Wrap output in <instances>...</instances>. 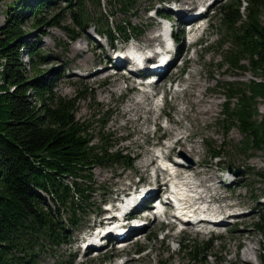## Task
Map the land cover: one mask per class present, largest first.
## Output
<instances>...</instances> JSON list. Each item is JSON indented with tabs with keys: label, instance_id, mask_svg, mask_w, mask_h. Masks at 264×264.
<instances>
[{
	"label": "rangeland",
	"instance_id": "1",
	"mask_svg": "<svg viewBox=\"0 0 264 264\" xmlns=\"http://www.w3.org/2000/svg\"><path fill=\"white\" fill-rule=\"evenodd\" d=\"M16 1L4 0L0 4V27L7 20L9 5ZM228 1L231 0H137L128 16L119 13L118 6L109 5V0H101L97 9L87 4L92 14L98 11L106 15L115 13L113 24L126 21L131 25L133 30L129 36L132 39L125 44L119 37L113 43L106 41L103 36L99 37L93 24L87 25L85 29L76 27L68 11L62 10L64 3L59 0H54L39 15V18L45 20L53 19L60 25L59 28H34L32 15H27L21 21V29L26 34L23 41L34 42L46 56L39 69L44 72L43 79L53 86V93L76 100L75 118L88 126V134L92 135L93 143L97 144L100 136L110 137L111 149L119 150L131 163L130 168L122 165L93 169L96 191L91 200V210L83 216L85 219L82 225L70 240L71 247L68 244L57 248L44 246V252L35 264H63L70 259L74 264H100L105 256L108 260L104 264H187L182 245L188 242L200 243L210 238L215 240L209 252L212 257L200 264H259L258 256L264 247V236L254 225L259 216L264 215V182L254 173L264 169V155L256 151L243 157L231 150L241 136L236 129L225 133L222 128L221 110L225 100L223 92L217 87L226 82L247 83L252 78L249 72L223 65L219 46L224 38L220 25L214 20V11ZM240 1L245 5V0ZM178 7L190 13L200 8L207 11L203 14V21L190 23L193 25L188 33L190 29L178 23L184 16L175 11ZM157 10L170 16L168 20L174 23L173 30L168 28L166 21L154 18ZM165 27L173 38L180 34L184 37L182 42H174L178 57L170 70V76L163 79L159 89L139 87L127 70L115 69L107 60L115 59L118 53H126L131 47L150 50L165 46L160 37ZM71 30L75 36L69 33ZM193 38L198 43L191 48L188 44ZM152 40V43L148 42ZM77 46L81 48L80 53L77 52ZM22 57L23 63L27 64L24 53ZM169 81L175 85L171 87ZM137 88L147 92L140 93ZM145 94L147 99L144 101L142 98ZM258 111H264L261 103ZM145 115L149 120L147 122ZM182 138L187 139L182 140L186 145L181 142L179 144L182 151L187 153L188 165L201 163V166L193 165L194 170L179 168L180 172L185 174L184 178L192 173L198 174L195 181L198 184L208 176L205 181L211 182L210 187L225 198L212 208L218 205L224 207L221 214H231L227 224L203 229L185 225L178 227L173 223L174 211H169L165 216H157L155 222L150 213H147L148 216L135 214L133 219L127 221L141 225L142 228L120 241V248L110 245V242L104 245L102 241L103 247L94 254L85 255L87 251H84V245L92 233H101L111 225L107 218L118 213L121 207L119 200L124 199L122 194L128 198L139 195L145 187H157L152 174L146 171L152 169L148 162L149 157L150 160L153 158L151 154L161 148L168 153V157L175 159L181 152L176 142ZM207 144L222 145L221 159L210 158ZM154 147L159 148L155 150ZM184 167H187L186 164ZM237 170L241 174L236 177L233 173ZM163 176L165 174L160 178ZM224 177L230 178L222 182ZM207 182L202 183L203 187L208 185ZM159 183L162 187L161 180ZM258 198L261 199L257 201ZM110 204L115 210L107 214L104 210ZM229 205L235 207L225 208ZM235 212L243 213L244 217H234ZM118 229L114 233L121 235L128 230L126 227L124 230Z\"/></svg>",
	"mask_w": 264,
	"mask_h": 264
},
{
	"label": "trees",
	"instance_id": "2",
	"mask_svg": "<svg viewBox=\"0 0 264 264\" xmlns=\"http://www.w3.org/2000/svg\"><path fill=\"white\" fill-rule=\"evenodd\" d=\"M53 1L17 0L9 5L7 20L0 27V264H35L44 246L69 245L91 210L96 191L93 169L131 167L126 155L111 149L110 137L100 136L93 143L88 126L75 118L76 100L56 95L43 79L39 66L46 59L44 53L34 42L23 41L26 34L20 23L27 15H32L34 28L60 27L53 19L39 18ZM59 1L76 27L93 24L96 34L110 43L118 37L123 44L132 39L128 22L113 24L115 13L89 12L86 5L97 9L101 0ZM136 2L109 0V5L118 6L119 13L128 16ZM156 12L169 18L164 11ZM214 13L223 32L219 46L223 65L252 76L247 83L217 85L225 100L222 128L225 133L239 132L241 139L231 149L235 154L248 157L258 151L264 155V111H258L260 103L264 107V0H245V5L231 0ZM69 33L74 35L73 30ZM175 38L182 42L181 34ZM23 53L27 64L22 61ZM207 147L212 160L221 159L222 145ZM254 175L264 182V169ZM254 226L264 236V215ZM214 241L182 245L187 264L212 257ZM107 260L105 256L100 264ZM258 260L264 264V247ZM63 264L74 263L70 259Z\"/></svg>",
	"mask_w": 264,
	"mask_h": 264
},
{
	"label": "bare ground",
	"instance_id": "3",
	"mask_svg": "<svg viewBox=\"0 0 264 264\" xmlns=\"http://www.w3.org/2000/svg\"><path fill=\"white\" fill-rule=\"evenodd\" d=\"M212 1V0H211ZM214 4V3H213ZM175 11L176 12H178L179 13V15H184L183 16V18H182V21H184V20H187L188 18H191L190 20L191 21H195L196 19H198V18H200V17H202L203 16V14H205V12H206V9H204V8H200L198 11H196V12H193V13H190V12H188L187 11V9H185V8H175ZM193 18V19H192ZM189 20V19H188ZM165 31H164V36L166 35V33L168 32V29L167 28H165L164 29ZM148 42H153V40L152 41H148ZM132 49H134V50H136L137 52H139V53H137V54H141L142 56H144L145 55V53H144V51H141L140 49H137L136 47H132ZM80 51H81V48H80V46L78 47L77 46V52L78 53H80ZM149 52H148V57H143L141 60H140V64L142 65L140 68H136L131 62H133L134 64H136L134 61H133V59H131L129 56L127 57V53L125 54V55H122L121 57H119V58H115V59H113V58H107V60H109V63H111L112 64V66L113 67H115V68H117V69H119V68H124V69H131L132 70V73H129V74H131V76H141V75H145V74H148L149 72H150V70H151V67L153 68V72L151 73L152 74V76L153 77H155V79H156V81L153 83V85H152V87H153V89L154 90H157V89H159L160 87H162V85H161V82L163 81V79L165 78V77H167V76H170V70H171V68H172V66L174 65V62H175V59L178 57V50H177V47H175V46H172V47H169V46H163V47H158V48H151L150 50H148ZM169 52H172V54H174V55H170L171 53H169ZM161 54V55H160ZM180 55V54H179ZM144 60H146V61H144ZM131 61V62H130ZM160 61H162L161 63H160ZM177 62V61H176ZM160 66V67H158V68H156V66ZM97 73V72H96ZM129 76V75H128ZM164 87V86H163ZM145 98L147 99V97H146V94H145V96H143V98L142 99H144V101H145ZM150 99V98H149ZM143 101V100H142ZM143 101V102H144ZM139 102V101H138ZM137 102V103H138ZM145 103V102H144ZM149 105V104H148ZM147 105V106H148ZM142 107H144V106H142ZM140 108H141V105H140ZM145 108H146V106H145ZM139 109V108H138ZM143 109V108H142ZM148 111H149V109H148ZM144 114V113H143ZM141 115V117H142V114H140ZM148 116V115H147ZM143 118V117H142ZM160 118V117H159ZM149 119V118H148ZM156 120H157V118L155 119V122H156ZM159 120V119H158ZM147 121H149V120H147V118H146V115H145V122H147ZM188 138H190V136L189 137H187V139ZM187 139L185 138H182V139H180V140H178L177 142H176V145L178 144V146H180V142L181 143H183V144H185L182 140H186L187 141ZM191 140V139H190ZM148 144H149V142H148ZM186 145V144H185ZM181 147V146H180ZM186 147V146H185ZM172 148V147H171ZM187 148V147H186ZM175 149V148H174ZM184 153V155L182 154L181 155V153ZM172 153V152H171ZM171 156H173V155H171ZM195 156V155H194ZM193 156V157H194ZM156 159H158V157H153L152 159H151V165L152 164H154L156 161ZM168 159H169V161H171V162H175V163H177V166H176V168L178 169V173H179V176H181V174H183V172L181 173L180 172V170H179V168H185V169H193L194 170V167H193V165H188V159H187V153L185 152V151H182V147H181V152L175 157V159H173L172 157H168ZM179 163H183L182 165H178ZM186 164V166L187 167H184V165ZM203 164V163H202ZM201 166V163H196L194 166ZM145 167V166H144ZM192 167V168H191ZM198 169V168H197ZM147 171V170H146ZM166 175V176H169V175H167L166 173H164V172H160V176L161 175ZM198 175V174H197ZM197 175L195 174V173H192L191 175H187V177H185V178H182V179H180V183H181V185H180V187H175L176 188V190L179 192V194H180V192H181V190H184V189H192V188H198V189H202L201 191H199V197H198V204H202V203H205L206 205H207V211L208 212H211V213H220L217 217H216V219L214 220L215 221V224L217 225V226H223V225H225V224H227V220H228V215H226V214H221V213H223V208L224 207H221V206H216L215 208H212L215 204H217V203H219L221 200H224L225 198H222V196L220 195V194H218V193H216L215 191V188H212V187H210L212 184H210L211 182H207V181H205L207 178H208V176H207V178L204 180V181H200L199 183L200 184H198V183H196L195 181H197ZM157 177V176H156ZM199 177V176H198ZM225 178L227 179L228 177H224V178H222V182H224L225 181ZM215 179H218V177L216 178L215 177ZM160 180H161V178H160ZM209 180V179H208ZM224 180V181H223ZM143 181V180H142ZM162 181V180H161ZM205 182H207L208 183V185L207 186H205V187H203V185H202V183H205ZM212 182H213V180H212ZM216 182V181H215ZM156 183H157V187H145V189L141 192V193H139V195L137 196V198L138 197H142L143 195L144 196H146V198L147 199H149L151 196H158V195H160L163 191H164V189L166 188L164 185L161 187V186H159V184L161 183H159V178H157L156 179ZM179 183V184H180ZM131 186H133V185H131ZM217 187H219V186H217ZM152 188V189H151ZM212 191H214V194H211V192ZM134 198H136V195L132 198V200L134 199ZM131 199H127L126 201H125V203H123L122 204V206L120 207V211L117 213V214H115V216H113L112 218H110L109 220H113L114 218H116V219H118V216H120V218L123 220V221H125V219L126 218H124L125 217V215L129 212V210H131L130 209V207H131V204H130V201ZM137 201V199L135 200V202ZM232 207H235L234 205H229V206H226L225 208H232ZM122 209H124V212L122 211ZM130 213L132 214V213H134L133 211H130ZM120 214V215H119ZM203 214V216H204V213H202ZM234 217H236V218H238V219H242L243 217H244V214L243 213H238V212H235L234 213ZM124 218V219H123ZM157 220V217H154V221L153 222H155ZM120 223H123V222H120V221H118V222H116L115 224H120ZM115 224H113L112 225V228H108L106 231H105V233L106 232H113L116 228H120V229H118L119 231L120 230H124V228L125 227H121V226H118V225H116L115 226ZM154 225V224H153ZM145 226V225H144ZM185 226H192V224H191V221H190V219H188L187 220V223H186V225ZM152 227V226H151ZM150 227V228H151ZM141 226L140 225H136V226H134V225H131V224H127V227H126V229H128L127 231H125L126 233L125 234H123V235H119V237H120V241H123L124 239H127V238H129V237H131L137 230H141ZM201 229H203V228H201ZM203 232V231H202ZM143 233V232H142ZM201 233V232H200ZM204 233V232H203ZM111 237L113 238V237H115L114 235H111ZM100 241V240H102V238L100 239L99 237H98V235H96V238H94V239H89L88 241H87V245H91L92 243L94 244V242L95 241ZM103 241V240H102ZM100 242V243H103V242Z\"/></svg>",
	"mask_w": 264,
	"mask_h": 264
},
{
	"label": "water",
	"instance_id": "4",
	"mask_svg": "<svg viewBox=\"0 0 264 264\" xmlns=\"http://www.w3.org/2000/svg\"><path fill=\"white\" fill-rule=\"evenodd\" d=\"M229 171H230V168H229ZM240 174H241V172H240L239 170H237L235 173H233V175L236 176V177H237L238 175H240Z\"/></svg>",
	"mask_w": 264,
	"mask_h": 264
}]
</instances>
